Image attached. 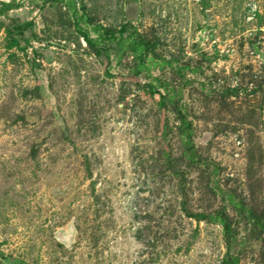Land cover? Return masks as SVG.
Listing matches in <instances>:
<instances>
[{"label": "rangeland", "instance_id": "rangeland-1", "mask_svg": "<svg viewBox=\"0 0 264 264\" xmlns=\"http://www.w3.org/2000/svg\"><path fill=\"white\" fill-rule=\"evenodd\" d=\"M0 264H264V0H0Z\"/></svg>", "mask_w": 264, "mask_h": 264}]
</instances>
